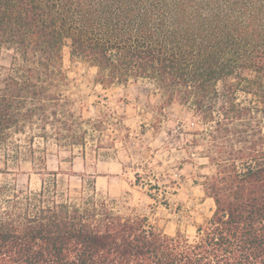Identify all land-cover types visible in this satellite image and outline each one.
<instances>
[{
  "label": "trees",
  "instance_id": "16d2710c",
  "mask_svg": "<svg viewBox=\"0 0 264 264\" xmlns=\"http://www.w3.org/2000/svg\"><path fill=\"white\" fill-rule=\"evenodd\" d=\"M65 46L104 89L148 81L163 108L191 111L186 150L212 166L200 184L215 208L193 238L171 235L115 200L65 198L48 172L37 190L0 185V264H264V0H0L7 169L36 136L104 131V119L76 114Z\"/></svg>",
  "mask_w": 264,
  "mask_h": 264
},
{
  "label": "rangeland",
  "instance_id": "374dc122",
  "mask_svg": "<svg viewBox=\"0 0 264 264\" xmlns=\"http://www.w3.org/2000/svg\"><path fill=\"white\" fill-rule=\"evenodd\" d=\"M69 51L65 46L64 63L76 114L104 119V131L86 124L85 137L77 131L73 138L36 136L35 152L22 155L19 166L16 159L10 160L8 169L3 163L5 152L0 151V168L5 171L0 174V185L8 192L14 184L19 190H37L43 178H53L48 172H57L59 193L65 198L79 202L82 196L97 194L115 200L123 212L135 209L149 214L168 234L180 230L193 238L197 225L212 215L215 204L200 184L201 175L211 173L212 166L198 153L200 147L189 149L194 152L192 157L186 150L193 136L187 133L192 128L191 111L177 104L163 108V98L148 81L104 89L94 83L96 67L71 62ZM0 60L8 65L11 52L3 51ZM82 104L86 110L80 109ZM127 134L131 139L127 140ZM18 138L28 149L29 137ZM43 155L46 166L40 162ZM84 156L86 168L76 172V168L81 170ZM157 193L166 203L149 196Z\"/></svg>",
  "mask_w": 264,
  "mask_h": 264
},
{
  "label": "crops",
  "instance_id": "0c3cea01",
  "mask_svg": "<svg viewBox=\"0 0 264 264\" xmlns=\"http://www.w3.org/2000/svg\"><path fill=\"white\" fill-rule=\"evenodd\" d=\"M85 168H86V167H85V160H84V158H83V163H82V168H81V170H80L79 168H76L75 171H76V172H77V171H84ZM83 175H84V174H83ZM80 177H81V179H82V175H80ZM41 184H42V182H41ZM40 187H41V186H40Z\"/></svg>",
  "mask_w": 264,
  "mask_h": 264
}]
</instances>
